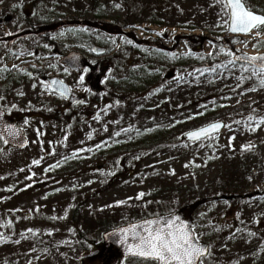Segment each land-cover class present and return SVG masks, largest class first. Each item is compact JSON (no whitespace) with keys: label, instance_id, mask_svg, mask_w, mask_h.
Segmentation results:
<instances>
[{"label":"rangeland","instance_id":"374dc122","mask_svg":"<svg viewBox=\"0 0 264 264\" xmlns=\"http://www.w3.org/2000/svg\"><path fill=\"white\" fill-rule=\"evenodd\" d=\"M245 3L264 14V0ZM127 6L138 20L130 19L125 34L108 36L77 24L121 21L126 11L118 0H0V106L28 140L22 150L0 141V264H81L91 253L84 239L101 243L106 228L169 209L208 245L203 264H264V123L256 127L264 88L255 79L241 83L238 65L203 74L189 68L226 63L228 50L264 53V36L230 34L215 0ZM53 20L76 22L60 24L50 41L35 34L10 40ZM181 36L198 40L187 46ZM70 52L99 65L98 87L65 72L59 60ZM41 76L61 79L81 102L66 106ZM217 121L224 128L213 138L177 142ZM238 165L252 177L236 179ZM76 227L93 232L79 235ZM114 255L111 264L118 263Z\"/></svg>","mask_w":264,"mask_h":264},{"label":"snow or ice","instance_id":"6c2138e0","mask_svg":"<svg viewBox=\"0 0 264 264\" xmlns=\"http://www.w3.org/2000/svg\"><path fill=\"white\" fill-rule=\"evenodd\" d=\"M215 2L220 5L223 14L220 22L221 26H226L228 31L235 34L247 35L254 33L257 37L264 36V31H262L264 30V14H257L252 11L245 0H215ZM236 42L243 43L245 47L247 46V41ZM258 43H264V40L258 41ZM256 46L253 45V47ZM236 52L239 53L240 50L237 49ZM225 54L230 57L226 63L203 70L195 69L194 71L200 74L215 73L217 69L231 71L236 69L238 65L240 75L237 79L241 83L246 79L254 78L259 87L264 88V54L248 55L241 53L237 55L231 50H228ZM67 71L68 69H65V72ZM83 79L84 77L80 76L81 82ZM52 85L60 86L57 90L61 96L69 91L63 86L62 81L57 80H53L51 84H45V88L51 91ZM255 90V87L250 89V91ZM96 118L99 119V116ZM248 119L252 121L254 117L250 115ZM236 123H239V121H236ZM262 123H264V117L259 118L256 127H259ZM221 127L220 122H212L187 132L186 136L194 142L201 139H211L213 134L218 132ZM5 128L13 138L18 134L10 126H5ZM252 130L254 131L255 128H252ZM123 131H128V129ZM119 134V132L116 133V135ZM0 139H3V137H0ZM40 162V160H33L32 163L38 165ZM143 196L144 193H139L136 199H141ZM117 203L123 204L124 201H118ZM27 231L33 233V235L36 234V230L28 229ZM111 235H118V243L124 246L125 253L137 257L143 264H203V258L208 252V249L201 245L194 227L182 219L174 209H169L165 213H150L139 220L130 221L127 226L114 229ZM249 235L253 234L250 233ZM2 240L3 237L0 236V241Z\"/></svg>","mask_w":264,"mask_h":264},{"label":"trees","instance_id":"16d2710c","mask_svg":"<svg viewBox=\"0 0 264 264\" xmlns=\"http://www.w3.org/2000/svg\"><path fill=\"white\" fill-rule=\"evenodd\" d=\"M119 1V3L121 4V6L124 8V10L126 11V14L124 15V17L121 19V21H119V22H111L112 24H108V23H104V22H102V21H97L98 19H96V20H84V21H79V24H77V25H80V26H83L84 28H88V29H93L94 31L96 30V31H98V32H100V33H102V34H106V35H108V36H110V35H120V34H125L126 33V29L127 28H130L131 27V22H130V19H132V18H135V20H138V18H139V14L138 13H135L129 6H127V4H128V2H129V0H118ZM74 22H76L75 20H71V21H67V22H63V23H61V22H58V20H53V21H51V22H44V23H42V24H40V25H37V26H30V28L28 27V29H26V30H24L23 32H20V33H18L16 36H12V39H11V37H10V40H15L17 37L18 38H21V37H25L24 35H28V34H32V35H40L41 37H42V39H44V40H46L47 39V41H50L51 39V36L53 35V33L56 31V30H58V29H60L61 27H62V25H68V24H70V23H74ZM60 24H62V25H60ZM127 35H129V34H127ZM27 37H29V36H27ZM183 38H185L186 40H187V43H184L185 45H187L188 46V42L190 41V40H198V38L196 37V38H194L193 36H181V40L183 39ZM8 39V38H7ZM4 40H6V38H4ZM17 40H19V39H17ZM183 41V40H182ZM7 42V41H6ZM190 43V42H189ZM8 44V43H7ZM6 44V45H7ZM137 44H139V45H143V44H145V43H140V42H137ZM193 45V44H192ZM199 45V43L197 42V44L196 45H194V47H196V46H198ZM189 47H190V45H189ZM199 63L198 62H194V64H191L190 66H189V68H191V69H193V70H195V69H199V68H202V67H205L206 66V64H204V65H202V66H200V65H198ZM200 66V67H199ZM113 69H116V70H118L119 69V67H115V66H113ZM178 69H180V68H178ZM180 71H182V70H180ZM198 73V72H197ZM240 74V73H239ZM214 75V74H213ZM9 77V76H8ZM254 79V78H253ZM132 80L133 81H135V82H138V83H140V79L139 78H137L136 76H134V77H132ZM249 80V79H248ZM252 79H250V81H251ZM142 88V86H139V87H137L136 86V88L137 89H139V88ZM214 89L215 88H213V89H211L210 91H208L207 93H205V94H203L205 97H209V96H211V94L213 93H215V92H213L214 91ZM220 89H221V87H219L217 90L218 91H220ZM219 93V92H218ZM211 98H214V96H212ZM211 98H209V99H211ZM253 113V112H255V113H257V111L256 110H254V111H247V113ZM73 125H77V124H73ZM180 141H183V142H185L184 141V139H183V137L182 138H179V140H177V142H180ZM233 175H235L236 177V179H240L239 177H244L245 179H250L252 176H251V174H250V172L247 170V168H245L244 166H240V165H238V166H236V167H234L233 168ZM264 194V193H263ZM163 213H165V212H163ZM180 214V216H181V213H179ZM145 216H148V214H145ZM182 217V216H181ZM183 218V217H182ZM130 222V221H129ZM127 223H128V221H127ZM74 225V224H73ZM116 228V227H115ZM76 231H78V234L79 235H82V233H83V229H80V228H78V227H76V229H75ZM106 230H109V228H106L105 229V231ZM82 231V232H81ZM83 239V238H82ZM83 241H85L86 242V239H84ZM115 256V255H114Z\"/></svg>","mask_w":264,"mask_h":264},{"label":"water","instance_id":"95a60500","mask_svg":"<svg viewBox=\"0 0 264 264\" xmlns=\"http://www.w3.org/2000/svg\"><path fill=\"white\" fill-rule=\"evenodd\" d=\"M229 33L230 34H233V35H245V34H235V33H231L230 31H229ZM101 52H102V50H95L94 51L95 54H98V53H101ZM236 54L239 55V54H241V52H239V53L236 52ZM59 62L62 65H64L67 69H69L70 71H72V72H74L76 74L77 73H80L83 70V67H84L82 56L80 54L74 53V52L68 53L67 55H65L64 57H62L59 60ZM53 80L61 81V80H59L57 78H49V79H47V81H48L49 84H51V82ZM63 86L66 87L67 89H69L68 85L66 83H64V82H63ZM59 87H60L59 85H52V91H54L56 94H58L59 96H61L59 94V91L57 90V89H59ZM61 97H63L64 99H68V100L71 99L72 96H71L70 89H69V91L64 96H61ZM109 107L110 106H107L105 109H107ZM217 122H220V121H217ZM220 123L222 124V127L218 130V132L223 129V123L222 122H220ZM5 126H10V127L14 128L17 131L18 134L13 138L12 136H10L8 134V131L6 130ZM218 132H216V133H218ZM0 137H3L2 141L4 143H5V141H7L6 144H8L11 147H15V148H18V149H23V148H25L27 146V140L25 138L24 132L22 130H20L18 127L14 126L12 124L7 123L6 120L4 119V115H3L2 111H0ZM184 138L188 142H194V141L190 140L186 136V134L184 135ZM187 222H189L190 225H192V223L190 221H187ZM125 226H127V225L120 226V227H125ZM115 229H117V228H115ZM113 230L114 229L109 230V231L105 232L102 235V238H103L104 243L110 244V245L118 248L120 250V252L122 253V255H123L124 258H137V257H134V256H132L130 254H126L125 253L124 246L121 245L120 243H118V235H111V233L113 232ZM201 245L203 247H206L208 249V252H209V247H208L207 244H201ZM208 252L204 256V258L207 256Z\"/></svg>","mask_w":264,"mask_h":264},{"label":"flooded vegetation","instance_id":"af4514ba","mask_svg":"<svg viewBox=\"0 0 264 264\" xmlns=\"http://www.w3.org/2000/svg\"><path fill=\"white\" fill-rule=\"evenodd\" d=\"M99 65L96 64L95 66L90 65L86 60L84 61V71L81 74H76L78 76H84L85 77V81L89 84H87L88 86H90L89 88H91V80H94V86L98 87L99 84V79H100V72H99ZM86 70V71H85ZM44 76H41V80H43L44 84H47V82L43 79ZM91 77H93L91 79ZM94 89V88H93ZM81 101V97H79V99L77 101H66L65 104L67 106H70L72 104H74L73 102H80ZM72 103V104H69ZM0 110L3 112L5 120L9 123V124H13V125H17V123L15 121H12V119L9 117V112H8V107H1L0 106ZM4 147H9L8 145L3 144ZM10 148V147H9ZM84 232L86 234L92 233L93 231L87 232L85 227H84ZM85 245L88 246V248L90 249V252L88 255L84 256L81 258V264H89V260L91 259H96V258H100L103 262H106L107 264H111L112 262V257H114V252H116V256L119 257L118 259V263L117 264H127L129 262H142L139 259H133V258H129V259H125L121 252L109 245V244H105L102 242L98 243L95 241V239L93 238V236L91 237V239L86 238V242ZM102 263V262H101ZM104 264V263H102Z\"/></svg>","mask_w":264,"mask_h":264}]
</instances>
